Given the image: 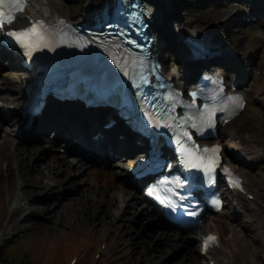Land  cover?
I'll use <instances>...</instances> for the list:
<instances>
[{
  "label": "bare ground",
  "instance_id": "bare-ground-1",
  "mask_svg": "<svg viewBox=\"0 0 264 264\" xmlns=\"http://www.w3.org/2000/svg\"><path fill=\"white\" fill-rule=\"evenodd\" d=\"M105 1L91 0L90 9L96 11L103 7ZM257 1L263 2L261 4L262 9L259 10L263 12L264 0ZM187 2L189 3L188 0ZM257 4L259 5L258 2ZM29 5L27 13L31 16L41 15L50 19L62 15L68 17L66 12V9H69L68 5L64 9L63 2L59 0H30ZM144 5L154 9L157 17L161 20L164 16L163 10L167 8V1L146 0ZM253 9L257 10L258 7L254 5ZM177 16L176 21L178 22L170 26L171 32L179 34V43L183 49H186L182 34L199 37V34L205 33L209 26L202 28L198 25H189L188 22L185 23L184 18L180 15ZM217 16L219 17L213 19L215 33L211 35L214 36L215 34L216 37L218 27L222 24L225 26V34L229 36L235 30L230 27L233 19L239 16L232 12ZM263 18L264 16H258L256 22L251 23L255 30L252 33L250 39L252 43L249 46L250 54L253 55L258 49L262 50L263 55L257 66L259 69L264 60V33L260 27V24H264ZM28 23V20L23 19V25ZM164 25L166 26V24ZM237 25L242 24L238 21ZM161 27L164 28L158 23L157 29H161ZM155 32L157 33L158 30ZM208 33L209 30L203 36L205 37ZM67 45L68 42L61 37L54 39L56 51L62 50ZM1 51L0 45V54ZM97 52L102 57L79 71L94 81L105 80L108 82L110 79L119 76L121 74L120 64L111 55H108V51L93 49L87 53ZM186 53L189 55L188 52ZM224 58L225 56L222 59L224 60ZM234 58L236 61L240 60V57ZM245 58L250 61L255 57L250 58L249 55ZM244 62L247 61L244 60L241 66L244 65ZM195 63L194 61L187 62L186 70L183 71L184 75L179 80L180 84L194 77ZM232 65L237 66V63ZM176 71L182 75L179 70L176 69ZM3 72L6 79L4 84H0V102L15 104L18 107L21 103L22 85L27 83L30 75L28 72L19 74L17 71L12 72L6 68ZM235 74L237 78L243 79V74L239 69ZM1 79L2 76H0V83L2 82ZM239 90L242 91V88ZM16 91L19 94H14ZM250 100H252L251 96ZM14 113H17L16 109L7 113L4 112L0 103V127L3 120L9 119L8 114ZM15 121L18 124L15 125ZM253 121L254 119H249L243 126L236 125L224 129L223 134L217 138L220 140L226 137L224 152L235 168L236 160L242 157L247 160H245L247 169L241 172L245 178L247 192H238L241 206L235 208L234 211H240L244 207L252 208V206H255L257 211H261L260 206L255 204V200L248 198V193L255 194L257 198L264 193V175L256 178L255 173L252 174L250 170L258 161L264 159V139L244 135L242 132L245 128L253 129L251 124ZM9 123H12L10 130H6L8 133L4 134L0 140V203L4 208L7 207L8 213L17 215V213L24 214L27 211L25 210L28 207L26 204L39 201L35 204L34 212L43 214L41 216L43 221L41 224L33 223L32 228H37L40 235L44 233L43 227H47L49 232L53 228H61L58 229L57 235L59 236L54 243L48 242V236L45 237L46 239H35L39 246V251L36 252L37 256L42 260L44 259L45 264H61V262L65 264V260H67L66 264H69L70 258L80 251L79 256L83 257V260L79 257L75 264L94 263L96 252L114 253L116 259L121 257V252H123L127 258L120 264H264V234H262L261 228L264 221L260 224L259 220L261 221V219L256 220L260 224L258 229L263 236L259 237V241L258 238L251 240L248 231L253 232V226V228L250 227L251 230L244 228L240 233L234 229L232 220L236 217L233 216L235 213H231L233 208L227 212H221V214H214L208 221L210 226L207 229L197 226L191 233H185L162 227L164 223L157 214L147 210V207H143V204L139 203L142 197L133 191V188L128 187L133 178L126 169L128 164H132L133 161L128 160L120 146L122 143L129 144L131 142L132 138L129 133L123 139L117 135L116 131L110 140L108 136L105 137L107 140H104L103 145L98 150L106 152V163L98 166L84 162L78 156L68 157L53 152V149H57L58 143H61L60 145L65 143L64 140H61L62 137L75 135L78 128L83 124V118L71 114L69 108L65 109L64 114L55 110L47 112L29 130L31 131L30 138H27L25 129L19 124L16 117ZM261 125L263 126L262 123ZM54 130L55 135L53 136L50 131L53 132ZM238 138H241L240 143L237 142ZM22 141L26 143L22 144ZM84 144L85 142H83ZM50 151L51 155H49ZM66 152L68 153L67 149ZM115 158L117 161L114 164L123 167L122 170L112 167L114 164L112 165L111 161ZM78 171H81L79 174L85 173L86 177L83 178L82 186L76 187L77 192L73 195L66 189L71 184L66 183L72 179L73 175L77 176ZM76 181L78 180L71 183ZM56 184L58 186V193L55 194L56 199L49 201L47 194L55 190L53 186ZM37 192L45 195L42 198L34 197L36 195L34 193ZM72 204H74L73 207ZM222 215L227 216L228 219H224ZM8 227L6 225L0 232V244L10 234ZM68 228L73 231L70 232L67 230ZM60 230H64L65 234L76 236L77 240L86 241L90 249L82 251L80 246L79 248L77 245L74 246L75 243L72 240V243L69 242ZM228 230L232 235L226 238L225 234ZM209 232L219 234V243L212 251L205 252L202 247V240L200 246H196L197 243L194 244V240L199 236L202 239L203 235ZM101 243L106 244L104 250L99 248ZM252 244H254L253 250Z\"/></svg>",
  "mask_w": 264,
  "mask_h": 264
},
{
  "label": "rangeland",
  "instance_id": "rangeland-1",
  "mask_svg": "<svg viewBox=\"0 0 264 264\" xmlns=\"http://www.w3.org/2000/svg\"><path fill=\"white\" fill-rule=\"evenodd\" d=\"M167 1V8L164 11V22L163 24H166V28L169 31H171L170 26L172 24L177 23V15H180V17L184 18L185 23L188 22L189 25H198L202 28H206L208 24L213 22V19L216 17H219L217 15L224 14L227 11H233L234 13H238L240 15L237 18H234L232 21V29L235 30L230 33V35L227 37L222 31L224 30L223 26L220 25L218 32L216 33L217 39H220L221 42L224 44V47H226V50L228 51L231 58L234 57H240V59L244 58V54L249 52V46L252 43L250 41L252 33L255 30V27H250V22L252 21V18L257 19L258 16H252L250 14V7L255 0H212L210 3V7L203 8L202 3H199V6L196 8H192L191 10H186L183 6H180L178 8L172 7V1L173 0H166ZM64 2V8L66 5H68L67 14L70 18L74 20H83L84 17H86L85 8L86 5L89 4V0H63ZM226 2V3H225ZM206 4V3H204ZM250 15V16H249ZM180 19V18H179ZM264 19V18H263ZM240 21L242 25H237V22ZM180 22V20H179ZM254 22V21H253ZM256 22V20H255ZM236 26V27H235ZM261 29L264 33V24L260 25ZM181 28V27H180ZM212 28V27H209ZM172 33V32H171ZM164 34L167 35L164 31ZM173 37V43H178L179 41V34L172 35ZM261 51V50H260ZM160 53L163 56L166 67L170 69L171 71H174V68L176 69H182V65L179 64L177 61L175 62L176 55L174 52L164 51L163 49H160ZM262 56L261 52L256 53L255 59H259ZM250 63V62H249ZM217 62L212 64V67H215ZM241 64V63H240ZM0 76H2V82L0 84H4V80L6 77L4 76L3 68H6V64L3 65V63H0ZM5 66V67H3ZM246 66V65H244ZM218 67V65H217ZM245 68V67H244ZM248 78L245 80L243 84L244 91L249 95L251 94L252 101L247 105V107L244 109L243 113L237 117L233 122L229 123L226 128H231L235 126V124H244L249 119H254V121L251 123L253 125V129H248L244 132V135H252L254 138H261L264 139V87H261L264 85V60L261 68H256V64H250L248 68ZM247 70V68H246ZM12 72H15L14 70ZM2 73V74H1ZM252 73V74H251ZM252 82V85L250 87V83ZM250 90V91H249ZM14 94H17V91L14 92ZM10 118L8 120H3L2 126L0 127V140L2 136L8 132L6 130H10L11 124L9 123L11 120H13L14 115H9ZM263 124V126L261 125ZM16 124V121L14 122ZM13 126V125H12ZM225 128V129H226ZM22 144L26 142H21ZM54 153H57V151H53ZM51 155V151L50 154ZM240 161V162H239ZM237 162V166L241 169H238L240 172L244 169H246V164L244 160H239ZM242 161V162H241ZM244 161V162H243ZM114 168L122 169L121 167L113 166ZM252 174L255 173L256 178L264 175V159L259 161L253 168H250ZM81 171H78L77 176L73 175L72 179L66 184H71L70 186H67L66 189L71 192L73 195H75L76 187L82 186L83 178L86 177V174H79ZM75 176V177H74ZM76 178V179H75ZM78 180L74 183H71L72 181ZM55 190H53L50 194H47V197L49 201L55 200V194L58 192V186L57 184L53 186ZM36 194L34 197L42 198L45 194L44 193H34ZM83 201V199H81ZM39 202V201H38ZM38 202H31L30 204H26L28 207L25 209L27 210L22 213H17V215H13V213H8L7 207L4 208L2 204L0 203V232L2 229L8 225L10 229V234L6 236V240L11 238L12 240L11 244L6 250V257L13 261L15 264H45V260L39 258L37 256V253L39 251V246L36 244L35 239L36 238H49V243H54L57 240L58 229H61L59 227L53 228L52 231H48L47 227H43V234H39L37 231H39L37 228L33 229L32 224L38 223L41 224V221H43V214L35 213L34 208L35 204ZM256 204H258L261 208V211H257L253 208H247L245 212L240 213L234 220H232L233 226L235 229L239 231H243L244 228L250 229V227L253 228V232H249L251 240L254 238H258V241L264 234V193L260 195V197L255 198ZM74 204H72V207ZM260 212V213H259ZM259 213V214H258ZM212 218L211 214H208L204 217L203 221L201 222V225L203 228L207 229L208 226H210V223L208 222ZM261 219V221L259 219ZM228 219V217L226 218ZM233 219V218H232ZM259 220L262 228V234L260 233V224L256 222V220ZM237 225H236V224ZM200 225V226H201ZM57 226V225H56ZM35 230V231H34ZM70 232L73 230L67 229ZM251 230V229H250ZM64 231V230H60ZM190 233V232H189ZM64 236H66V239L69 240V242L75 243L74 246H80V249L82 251L89 250V244L86 241H80L76 239V236L71 234H65L63 232ZM232 234L229 231L226 232L225 236L226 238L230 237ZM261 236V237H260ZM260 237V238H259ZM200 236L194 240V244L197 243L196 246H200ZM71 242V243H72ZM5 247V246H4ZM3 247V248H4ZM106 244L101 243L99 244V248L102 250L105 249ZM252 250L254 249V244L251 245ZM2 247L0 246V250ZM81 252V251H80ZM80 252H78L77 255H74L70 258L69 264H73L74 260H77L80 256ZM121 257L117 258L114 257V253H101L96 252L94 255V263L90 264H120L127 258V255L123 252H121ZM83 260V257H80ZM65 260V264H66ZM76 263V262H75ZM74 263V264H75ZM61 264H64L61 262Z\"/></svg>",
  "mask_w": 264,
  "mask_h": 264
},
{
  "label": "snow or ice",
  "instance_id": "snow-or-ice-1",
  "mask_svg": "<svg viewBox=\"0 0 264 264\" xmlns=\"http://www.w3.org/2000/svg\"><path fill=\"white\" fill-rule=\"evenodd\" d=\"M27 5V0H0V31H3L6 25H11L16 19V13H22ZM31 20V17H28ZM63 24V21L59 22ZM56 26H49L43 20H34L31 22L30 26L24 29L11 30L7 31L6 35L11 37L15 44L19 45L20 48L24 50V54L31 58L32 54L35 51H38L42 48H48L51 46V42L56 35L55 32ZM193 97L197 95V93H191ZM167 100L174 107L175 98L173 96H169ZM233 103H235L238 107H242V101L239 97L232 98ZM192 107V105H189ZM191 117L187 119L180 120V123L177 125L178 127H182L183 124L189 123ZM192 127H196V124H192ZM188 140H191L190 135L185 131L183 133ZM177 143L180 145V151L185 157V163L190 168L203 169L206 173H211L214 171L215 167L219 163V147L215 146L213 148H204L200 149L198 146L192 144L191 146H185L184 143H181L180 140H177ZM225 172H229V169L225 168ZM238 186V180L233 181ZM209 183H211V179H209ZM171 184H175L176 187H181V182L177 181H169L164 180L161 182V185L157 188L149 189L150 194H157L160 191V188L173 195H178L174 192V190L168 187ZM157 199H161L159 195H157ZM183 199V197H180ZM162 203H165L169 207L175 209L176 204L169 196H165L162 200ZM217 207H219V201H215ZM189 215L195 216L196 212H191ZM215 237H208L206 241L207 244L211 241H214Z\"/></svg>",
  "mask_w": 264,
  "mask_h": 264
},
{
  "label": "trees",
  "instance_id": "trees-1",
  "mask_svg": "<svg viewBox=\"0 0 264 264\" xmlns=\"http://www.w3.org/2000/svg\"><path fill=\"white\" fill-rule=\"evenodd\" d=\"M12 240L8 239L5 241V247L0 250V264H15L13 261L6 257V250L11 244Z\"/></svg>",
  "mask_w": 264,
  "mask_h": 264
}]
</instances>
